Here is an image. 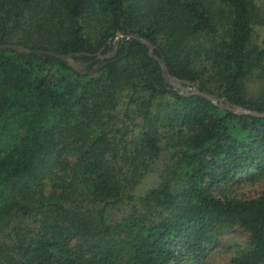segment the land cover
Listing matches in <instances>:
<instances>
[{
    "label": "trees",
    "instance_id": "16d2710c",
    "mask_svg": "<svg viewBox=\"0 0 264 264\" xmlns=\"http://www.w3.org/2000/svg\"><path fill=\"white\" fill-rule=\"evenodd\" d=\"M256 26L264 0H0V44L44 51L0 48V264H183L237 225L229 264H264V192L226 193L264 175V116L116 41L262 113Z\"/></svg>",
    "mask_w": 264,
    "mask_h": 264
},
{
    "label": "rangeland",
    "instance_id": "374dc122",
    "mask_svg": "<svg viewBox=\"0 0 264 264\" xmlns=\"http://www.w3.org/2000/svg\"><path fill=\"white\" fill-rule=\"evenodd\" d=\"M254 40L258 44L264 46V26H256L254 32ZM116 41L118 42L121 40L116 38ZM115 46L118 45L116 44ZM113 51L114 49H110L107 54ZM247 83L250 88L258 89L260 82L257 77L252 76L251 78H249ZM162 165L163 161L158 162V164L155 166V171L149 173L145 177L141 184L142 190L154 186L159 182L160 173L158 168L162 167ZM263 192L264 175L235 184L228 188L226 193L231 197L245 199L258 197ZM249 237V232L244 227H241L239 225L234 226L227 230L220 237V240L217 242V244L202 259L186 261L183 264H229L231 259L237 254L238 251L248 246Z\"/></svg>",
    "mask_w": 264,
    "mask_h": 264
},
{
    "label": "water",
    "instance_id": "95a60500",
    "mask_svg": "<svg viewBox=\"0 0 264 264\" xmlns=\"http://www.w3.org/2000/svg\"><path fill=\"white\" fill-rule=\"evenodd\" d=\"M124 37H127V38H136L138 40H141L142 42L146 43L149 50H150V55L157 58V60L159 61L160 65H161V68H162V71H163V77H164V80L166 82H170L172 83L174 86L176 87H179L183 90H193L194 92L196 93H199L201 95H203L204 97L212 100L214 103L220 105L222 108L224 109H228V110H232L234 111L235 113H238V114H244V113H248V114H252V115H258V116H264V112L262 113H258L254 110H249V109H246L244 108L243 106L241 105H238V104H234V103H231L230 101H225L223 98H219L209 92H205V91H201L200 89L198 88H195L193 86H191L193 83L190 82V81H187V80H181L179 78H177L176 76L172 75L165 63V61L163 59H160L158 57H156L154 55V45L153 43L146 39V38H142L141 36H139L138 34H132V35H129V36H126L125 34H122V33H118L117 35V39H120V38H124ZM0 48H3V49H14V50H17V51H20V52H28V53H31V52H34V53H43L44 51H41V50H32L30 48H26L25 46L23 45H19V44H0ZM117 48L118 46H116L115 50L111 53H108V54H105V55H100L101 58H109V57H113L116 53H117ZM46 53H49L59 59H62L64 61H67L75 70L77 71H80L82 72L83 69H85L86 65H81L79 64L73 57V54H65V53H56V52H51V51H47ZM94 69H96V67H94ZM183 82L184 83H187L189 86H184L183 85Z\"/></svg>",
    "mask_w": 264,
    "mask_h": 264
}]
</instances>
